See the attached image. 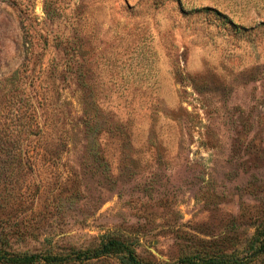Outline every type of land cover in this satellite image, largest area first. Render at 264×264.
<instances>
[{"label": "rangeland", "instance_id": "1", "mask_svg": "<svg viewBox=\"0 0 264 264\" xmlns=\"http://www.w3.org/2000/svg\"><path fill=\"white\" fill-rule=\"evenodd\" d=\"M263 228L264 0H0L11 252L264 264Z\"/></svg>", "mask_w": 264, "mask_h": 264}, {"label": "trees", "instance_id": "2", "mask_svg": "<svg viewBox=\"0 0 264 264\" xmlns=\"http://www.w3.org/2000/svg\"><path fill=\"white\" fill-rule=\"evenodd\" d=\"M217 16L220 15L217 11H213ZM258 253H264V228L261 231L258 239ZM130 245L124 240L113 238H102L98 246L88 249L84 252H75L74 257H60L48 254L41 256L35 253H14L9 250V242L7 234H3V229L0 230V264H37L44 262L47 264H59L68 260L73 261H89L103 256L119 255L122 264H157L150 260H141L136 255ZM173 264H242L238 257L224 255H189L180 258Z\"/></svg>", "mask_w": 264, "mask_h": 264}]
</instances>
